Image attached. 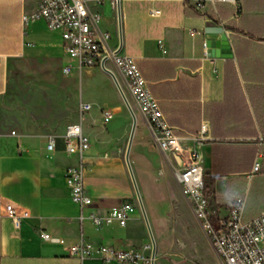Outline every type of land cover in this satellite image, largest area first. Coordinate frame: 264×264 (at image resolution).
<instances>
[{
    "label": "crops",
    "instance_id": "crops-1",
    "mask_svg": "<svg viewBox=\"0 0 264 264\" xmlns=\"http://www.w3.org/2000/svg\"><path fill=\"white\" fill-rule=\"evenodd\" d=\"M113 1L94 7L102 16L100 29L111 34L110 48L135 58L178 135H198L208 124L200 149L214 217L226 215L239 197L246 198L245 219L264 212V0H240L239 8L208 3L204 11L192 0ZM36 5L0 0V264H126L99 257L82 261L70 247L82 241L120 249L151 244L133 201L137 192L126 159L130 108L136 115L133 172L135 145L147 144L153 132L113 65L118 83L100 67L63 72L71 59L61 31L49 29L43 19L24 21ZM214 27H223V34L207 31ZM222 35L230 56L210 55L207 43ZM80 103L91 109L80 113ZM79 122L90 147L69 154L63 136ZM52 136L55 147L49 150ZM167 156L179 169L180 158ZM255 161L263 172L253 171ZM81 164L91 199L83 209L65 179L67 168ZM126 201L135 208L125 226L98 228L89 219L92 212L105 216ZM7 203L30 212L18 231ZM43 231L60 241L43 239Z\"/></svg>",
    "mask_w": 264,
    "mask_h": 264
},
{
    "label": "built area",
    "instance_id": "built-area-1",
    "mask_svg": "<svg viewBox=\"0 0 264 264\" xmlns=\"http://www.w3.org/2000/svg\"><path fill=\"white\" fill-rule=\"evenodd\" d=\"M36 10L24 21L43 19L49 29L59 30L63 37V47L71 59V63L63 68L70 74L74 67H100L110 70L109 64L119 71L127 80L129 93L137 102L141 113L156 139L157 146L168 155L180 158L179 169L175 170L181 191L190 201L196 218L200 221L215 253L223 264H264V212L252 219H245L246 198H237L228 208L226 215L214 217L210 209L205 190V165L201 144L208 138V124L201 126L198 135H178L165 118L158 101L153 96L147 81L142 76L133 56L121 55L109 46L111 34L102 31L99 23L101 13L94 9L105 0H36ZM198 11H204L208 3L229 2L240 7V0H192ZM116 5V0L113 1ZM157 11L152 10L155 14ZM91 105L80 103L79 111H89ZM106 118L110 112L104 113ZM65 149L69 154H83L90 147L89 138L83 133L81 123L71 124L63 136ZM55 138L52 136L47 144L49 150L54 149ZM260 169L255 161L253 171ZM65 179L71 191L72 200L82 209L91 203L85 192L83 165L69 167L65 171ZM1 199V195H0ZM134 205L123 202L114 207L105 216L94 212L89 219L96 227L103 224L117 223L125 226L134 211ZM6 214L11 219L15 231L30 217L26 209L18 208L11 203L6 205ZM84 218L83 215L81 217ZM45 240L60 241L51 237L46 231L41 232ZM152 244L140 248H116L112 245H99L80 242L70 247V254L80 260L99 257L104 262L118 261L126 264H152Z\"/></svg>",
    "mask_w": 264,
    "mask_h": 264
},
{
    "label": "rangeland",
    "instance_id": "rangeland-1",
    "mask_svg": "<svg viewBox=\"0 0 264 264\" xmlns=\"http://www.w3.org/2000/svg\"><path fill=\"white\" fill-rule=\"evenodd\" d=\"M123 88L132 101L125 77ZM147 141V144L138 142L135 145L132 165L156 242L155 264H223L196 218L190 201L182 193L169 157L158 149L154 135L148 134ZM170 159L173 163L176 161L174 157ZM133 201L138 213L144 217L137 194ZM144 221L146 223L145 218ZM146 227L153 246L147 223Z\"/></svg>",
    "mask_w": 264,
    "mask_h": 264
},
{
    "label": "water",
    "instance_id": "water-1",
    "mask_svg": "<svg viewBox=\"0 0 264 264\" xmlns=\"http://www.w3.org/2000/svg\"><path fill=\"white\" fill-rule=\"evenodd\" d=\"M117 1H118V4H119L120 0H117ZM207 31L223 34L224 30H223V27H214V28L207 29ZM207 45L209 47L210 55L212 54L214 56H220L221 54H224L226 56H230L231 52H226V51H230V50L228 48V41H227L225 35H222V37L219 40H211L209 43H207ZM104 70L107 71L108 73H110L112 75V77L114 78V80L117 82V79H116L115 75L110 70H107V69H104ZM128 106H129V104H128ZM130 110H131L132 117H133V124H132V130H131V134H130V138H129L126 159H127V163H128L129 169H130V173H131L133 181H134V185H135V188H136L137 196H138V198L140 200V203H141V206H142V209H143L144 218H145L146 223H147V225H148V227L150 229V224H149L146 212H145L143 204H142V200H141V197H140V193H139V190H138V186H137V183H136L134 172H133V169H132V166H131V163H130V159H129L130 149H131V146H132L134 132H135V129H136V115L132 111L131 108H130ZM150 233H151L152 239H153V250H152V256H151L152 257V264H155L156 242L154 240V237H153L151 229H150Z\"/></svg>",
    "mask_w": 264,
    "mask_h": 264
},
{
    "label": "trees",
    "instance_id": "trees-1",
    "mask_svg": "<svg viewBox=\"0 0 264 264\" xmlns=\"http://www.w3.org/2000/svg\"><path fill=\"white\" fill-rule=\"evenodd\" d=\"M258 173H261V172H263V169L261 168V166H260V169L257 171ZM209 188V183H205V190H206V193H208L207 192V189ZM208 196V195H207Z\"/></svg>",
    "mask_w": 264,
    "mask_h": 264
}]
</instances>
